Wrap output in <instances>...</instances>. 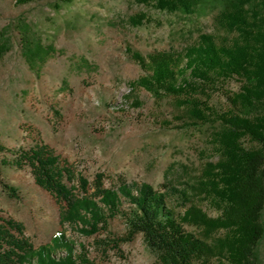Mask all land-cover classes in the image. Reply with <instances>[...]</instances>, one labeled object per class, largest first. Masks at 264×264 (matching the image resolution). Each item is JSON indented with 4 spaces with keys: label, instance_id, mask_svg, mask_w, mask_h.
Returning a JSON list of instances; mask_svg holds the SVG:
<instances>
[{
    "label": "rangeland",
    "instance_id": "1",
    "mask_svg": "<svg viewBox=\"0 0 264 264\" xmlns=\"http://www.w3.org/2000/svg\"><path fill=\"white\" fill-rule=\"evenodd\" d=\"M136 13H145L150 21L133 24L130 18ZM214 18L213 12L184 16L137 0H0V30L11 28L13 38L12 49L0 59V141L10 149L44 141L76 175L92 181L103 173L106 187L120 179L156 188L164 183L196 184L203 167L218 161L212 141L218 123L178 119L185 112L177 101L157 100L146 89L132 86L143 71L126 48L143 54L184 50L201 33L216 31ZM18 20H25L45 44L55 47L38 70L22 55L14 28ZM241 81L226 80L212 92L209 101L217 112L233 105L229 96L242 90ZM2 177L18 188V198L9 196L0 183V218L23 222L35 246L65 230L77 250L85 246L96 264H160L142 234L118 244L110 240L125 233L122 217L110 220V233L100 230L86 236L61 224L60 204L36 183L30 167H4ZM202 198L194 200L216 217L213 202ZM186 229L197 232L188 224ZM225 233L213 232L212 241ZM102 240L108 244H98ZM255 264H264V238Z\"/></svg>",
    "mask_w": 264,
    "mask_h": 264
},
{
    "label": "trees",
    "instance_id": "2",
    "mask_svg": "<svg viewBox=\"0 0 264 264\" xmlns=\"http://www.w3.org/2000/svg\"><path fill=\"white\" fill-rule=\"evenodd\" d=\"M36 0H17L25 4ZM63 2V0H61ZM68 1V0H66ZM154 8L184 16L215 13V32L201 33L184 50L168 49L148 54L127 47L143 74L132 86L149 91L157 100L173 99L192 124L217 122L212 136L218 161L209 162L196 184L170 183L156 188L148 182L124 179L104 185L103 173L94 180L76 175L44 141L29 148L10 149L0 141V183L11 197L18 188L2 177L4 167L28 166L36 183L60 204L61 224L91 236L107 231L111 219H124L126 231L116 242L132 241L142 234L160 264H255L264 238V0H137ZM61 2L56 4L60 8ZM130 21L142 25L150 19L136 13ZM22 55L38 70L56 52L25 20L14 26ZM11 28L0 30V59L13 47ZM233 37V39H231ZM232 78L242 79L233 104L217 112L210 95ZM216 119H213L212 116ZM9 155H6V154ZM211 200L218 211L209 216L194 197ZM186 224L197 232L186 229ZM226 236L212 241L215 231ZM108 244L107 240L98 244ZM0 264H96L85 246L77 250L65 230L47 244L35 246L23 222L0 218Z\"/></svg>",
    "mask_w": 264,
    "mask_h": 264
}]
</instances>
